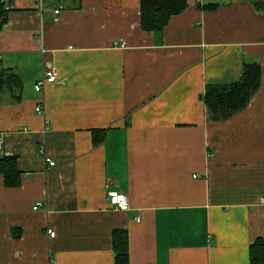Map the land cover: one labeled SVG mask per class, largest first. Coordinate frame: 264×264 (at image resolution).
<instances>
[{
    "label": "crops",
    "instance_id": "1",
    "mask_svg": "<svg viewBox=\"0 0 264 264\" xmlns=\"http://www.w3.org/2000/svg\"><path fill=\"white\" fill-rule=\"evenodd\" d=\"M40 1L0 0V72L21 84L0 93V160L21 173L16 188L0 174V264H115L119 230L130 264H250L264 239V0H187L163 32L142 29L141 0ZM245 63L261 65L259 88L212 122L207 85ZM46 71L58 81L37 92Z\"/></svg>",
    "mask_w": 264,
    "mask_h": 264
},
{
    "label": "trees",
    "instance_id": "2",
    "mask_svg": "<svg viewBox=\"0 0 264 264\" xmlns=\"http://www.w3.org/2000/svg\"><path fill=\"white\" fill-rule=\"evenodd\" d=\"M141 27L145 32H163L172 17L181 14L187 7V0H141ZM218 5H206L204 10L213 11ZM10 9L0 3V29L7 23ZM262 74L258 63L244 64L243 72L238 80L231 84L207 85L203 101L207 107L209 119L214 123L229 120L244 110L251 97L260 85ZM20 79L9 70L0 72V93L20 89ZM107 138L106 130H94V143H104ZM0 174L5 178L8 188H16L21 183V173L17 160L13 157H3L0 160ZM14 230V234H16ZM115 264H130L129 237L126 231H115L113 234ZM250 264H264V239H257L249 249Z\"/></svg>",
    "mask_w": 264,
    "mask_h": 264
},
{
    "label": "built area",
    "instance_id": "3",
    "mask_svg": "<svg viewBox=\"0 0 264 264\" xmlns=\"http://www.w3.org/2000/svg\"><path fill=\"white\" fill-rule=\"evenodd\" d=\"M197 3L199 4H203L204 0H197ZM42 0L40 1V7L42 8ZM62 10V6H59V8L57 10H55V14L59 15L60 12ZM58 81V74L55 71H46L45 75L43 76V78L41 79V81H39L36 85H35V91L37 92H41L44 85L46 83H56ZM36 112L39 115H43L44 114V109H43V105H38L36 108ZM49 162L50 166H55L56 162L51 161L50 159L47 160ZM109 196V202L111 204L112 207L123 211V212H127L130 210V205H129V199L128 197L123 194V193H118V192H110L108 194ZM44 206L43 203H38L37 205L34 206V210L37 211L38 209L42 208ZM47 235L49 236V238L53 239L56 236L55 231L52 230H48L47 231Z\"/></svg>",
    "mask_w": 264,
    "mask_h": 264
}]
</instances>
